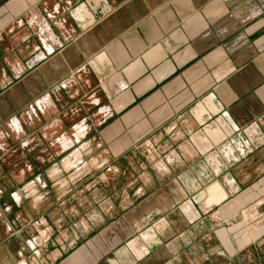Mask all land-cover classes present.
I'll list each match as a JSON object with an SVG mask.
<instances>
[{
    "label": "crops",
    "instance_id": "0c3cea01",
    "mask_svg": "<svg viewBox=\"0 0 264 264\" xmlns=\"http://www.w3.org/2000/svg\"><path fill=\"white\" fill-rule=\"evenodd\" d=\"M264 264V0H0V264Z\"/></svg>",
    "mask_w": 264,
    "mask_h": 264
},
{
    "label": "bare ground",
    "instance_id": "6f19581e",
    "mask_svg": "<svg viewBox=\"0 0 264 264\" xmlns=\"http://www.w3.org/2000/svg\"><path fill=\"white\" fill-rule=\"evenodd\" d=\"M23 264H26V263H23Z\"/></svg>",
    "mask_w": 264,
    "mask_h": 264
}]
</instances>
